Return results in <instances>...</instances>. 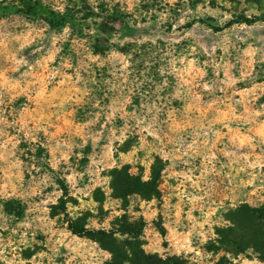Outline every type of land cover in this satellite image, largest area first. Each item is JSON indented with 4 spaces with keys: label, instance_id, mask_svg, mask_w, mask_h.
<instances>
[{
    "label": "rangeland",
    "instance_id": "obj_1",
    "mask_svg": "<svg viewBox=\"0 0 264 264\" xmlns=\"http://www.w3.org/2000/svg\"><path fill=\"white\" fill-rule=\"evenodd\" d=\"M154 166V195L115 196V168ZM243 204H264V0H0V264H105L122 216L147 253L264 264L237 252Z\"/></svg>",
    "mask_w": 264,
    "mask_h": 264
},
{
    "label": "trees",
    "instance_id": "obj_2",
    "mask_svg": "<svg viewBox=\"0 0 264 264\" xmlns=\"http://www.w3.org/2000/svg\"><path fill=\"white\" fill-rule=\"evenodd\" d=\"M85 1V0H84ZM96 8V7H95ZM101 11L98 14L102 18L100 23V29L103 32H108L113 23H124L125 19L123 15H119L118 12H112L111 10L100 7ZM68 16H65L61 21H65ZM258 20L256 16L239 15L234 19L226 23L225 26H230L233 23H246L248 25L254 24ZM203 23H207L206 20H201ZM216 31L221 30L223 27L219 25H212ZM163 166H154L152 177L150 180L144 181L140 176L131 174L126 167L115 168L112 171L111 185L116 197L120 198L124 203L127 202L128 197L133 194H141L145 197H151L157 192V186L162 176ZM65 192L68 191L65 186ZM236 218L233 222L237 227L241 225L245 229L244 240L238 243L237 252H243L248 248H253L259 257L264 260V230L256 224L257 221L264 222V204L261 206H250L243 204L235 210ZM119 225L110 230H100L96 234H99L96 238L103 248L107 249L111 253V258L105 264H184L183 259L178 255H167L165 257L157 254L147 253L142 247L139 237L141 230L145 225L143 217L139 221L129 222L124 216L118 218ZM159 228L163 236H166V227L159 222ZM74 233L93 234L86 229H78L72 225ZM222 231H235V227H228ZM120 233L122 235H129L127 240H119L115 234ZM236 243V241H235Z\"/></svg>",
    "mask_w": 264,
    "mask_h": 264
}]
</instances>
